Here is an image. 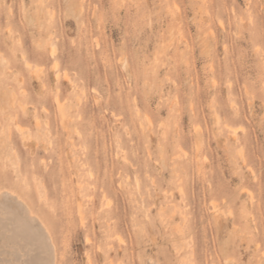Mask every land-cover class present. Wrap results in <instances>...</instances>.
<instances>
[{
  "label": "rangeland",
  "instance_id": "374dc122",
  "mask_svg": "<svg viewBox=\"0 0 264 264\" xmlns=\"http://www.w3.org/2000/svg\"><path fill=\"white\" fill-rule=\"evenodd\" d=\"M0 190L55 264H264V0H0Z\"/></svg>",
  "mask_w": 264,
  "mask_h": 264
},
{
  "label": "bare ground",
  "instance_id": "6f19581e",
  "mask_svg": "<svg viewBox=\"0 0 264 264\" xmlns=\"http://www.w3.org/2000/svg\"><path fill=\"white\" fill-rule=\"evenodd\" d=\"M27 203L19 194L0 190V264H55L49 223L36 217Z\"/></svg>",
  "mask_w": 264,
  "mask_h": 264
}]
</instances>
